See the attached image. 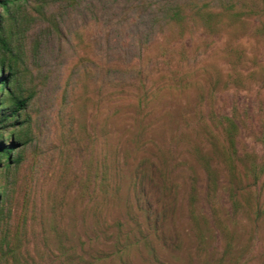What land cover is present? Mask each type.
Wrapping results in <instances>:
<instances>
[{
	"label": "rangeland",
	"instance_id": "1",
	"mask_svg": "<svg viewBox=\"0 0 264 264\" xmlns=\"http://www.w3.org/2000/svg\"><path fill=\"white\" fill-rule=\"evenodd\" d=\"M246 2L150 43L158 92L146 105L75 70L80 58L103 66L135 55L138 11L123 0H104L87 30L72 16L45 55L27 53L41 93L9 201L16 256L1 264H264V215L234 213L219 142L201 127L210 109L232 117L238 154L264 162V0ZM210 194L232 221L227 253Z\"/></svg>",
	"mask_w": 264,
	"mask_h": 264
},
{
	"label": "trees",
	"instance_id": "2",
	"mask_svg": "<svg viewBox=\"0 0 264 264\" xmlns=\"http://www.w3.org/2000/svg\"><path fill=\"white\" fill-rule=\"evenodd\" d=\"M103 1L0 0V264L14 260L16 256L14 243L18 239L12 233L9 201L17 185V175L24 163L26 149L34 142L31 138L34 119L30 113L41 93V88L37 89L28 82L25 61L28 54L32 58L45 55L47 38L53 33L61 34L65 21L72 16L79 18L83 29L87 30L88 21H98V11L103 7ZM246 1L123 0L124 6L130 5V10L138 11L135 24L137 37L129 50L135 51V55L125 57L117 65L106 59L103 66L95 60L80 58L75 69L78 80L90 81L95 85L96 76L100 73L101 84L108 92L119 88L121 95H133L140 106L146 105L158 92L154 83L148 87V81L153 76L152 61L150 57H143L150 43L159 36L167 38L168 34L173 33L183 35L189 23L196 25L201 21L206 26L210 25L221 12L233 11L237 4L246 5ZM83 29L72 31L73 37L79 41L77 45L83 43ZM134 58L138 60L136 65ZM50 78L51 74L44 75V79ZM201 125L208 135L219 142L218 153L227 171L226 190L234 213L242 210L259 220L264 215V162L257 163L253 153L238 154L235 143L239 130L232 117L216 114L210 109ZM261 127L260 140L264 144V124ZM207 171L212 194L215 181L208 168ZM211 194L214 222L227 237V253L233 237L229 227L232 221L228 218L224 220L217 214ZM199 238L203 242L201 234Z\"/></svg>",
	"mask_w": 264,
	"mask_h": 264
}]
</instances>
